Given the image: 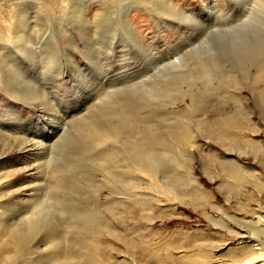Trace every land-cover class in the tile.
Returning a JSON list of instances; mask_svg holds the SVG:
<instances>
[{"label": "rangeland", "instance_id": "obj_1", "mask_svg": "<svg viewBox=\"0 0 264 264\" xmlns=\"http://www.w3.org/2000/svg\"><path fill=\"white\" fill-rule=\"evenodd\" d=\"M10 1L15 15L12 26L21 38L11 37L5 43V54L0 55V175L11 172L19 185L12 191L22 189L5 199L9 213L18 219L23 213L31 216L19 226V231H24L18 242L22 255H40L35 264H49L51 253L61 254L69 246L65 236L76 235L74 227L86 212L97 210L99 218L109 224V229L99 235L107 264H195L203 255L211 264L230 261L245 246L238 242L240 236L215 225L212 219L218 215L209 203L193 206L182 200L185 189L179 164L184 151L182 134L187 128L184 94L189 87L207 88L212 96L206 114L214 122H208L204 131L192 125L203 147L194 161L196 178L228 214L251 217L253 212L247 207L258 211L259 192L264 191V101L250 89L264 65L261 0H172L180 11L173 12L167 6V23L160 21L154 10L138 7L140 0ZM96 1L106 11L98 27L87 21L97 16ZM133 1L138 4L133 6ZM151 1L153 7L161 5L160 0ZM7 2L0 1V25L8 20ZM124 13H128V24ZM38 38L39 49L23 43ZM13 43L18 49H11ZM52 52L54 58L47 64V54ZM222 79L228 85L218 90ZM38 90L41 99L33 106L25 95ZM226 90L238 93L239 106L234 99L217 102L213 93ZM225 115L241 126L251 121L249 127L258 131L255 150L249 147L239 156L237 146L231 150L217 140L214 130ZM128 116L140 121L136 135L146 131L172 138V152L165 154L158 149L153 159L160 170L177 176L176 181H167L174 190L178 188L176 196L164 188L152 189L150 179L140 176L143 180L138 181L141 188L137 193L147 197L139 205L129 196L126 181L128 145L120 139L100 143L89 140L87 132L93 124H117ZM53 125L58 132L54 135ZM25 142L36 144V148L43 144L47 150L20 154ZM104 151H109L112 159L107 167L96 159ZM224 160H236L251 176L241 191L237 186L229 190L220 164ZM25 161L24 167L29 166L30 172L13 175ZM55 169L56 176L64 181H60L56 196L47 195L45 189L36 191L33 178ZM73 182L79 186L73 188ZM113 209L123 211V216L118 219ZM49 233L58 237L53 247L46 243ZM8 255L0 253V264L14 261L7 259ZM69 263L74 264H58Z\"/></svg>", "mask_w": 264, "mask_h": 264}, {"label": "bare ground", "instance_id": "obj_2", "mask_svg": "<svg viewBox=\"0 0 264 264\" xmlns=\"http://www.w3.org/2000/svg\"><path fill=\"white\" fill-rule=\"evenodd\" d=\"M41 1H43V2L49 1L50 2V0H41ZM160 1H161V5L160 6L158 5L159 6L158 8L151 6V3L153 2L151 0H140V1H138V2H140L139 3L140 6H138V7H141L143 9H145L146 11L154 10L153 14H155L156 17H158L160 19V21L167 23V21L165 20V19H168V13H169L166 10L167 6L173 12H176V11L179 12L180 9H178V6H175L173 4L172 0H160ZM96 2L98 4V1H96ZM133 2H134V3H132L133 6H136L138 4L137 2H136L137 4H135V1H133ZM7 3L9 6L8 20H6L4 23H2L0 25V28H1L0 29V55L5 54L6 49L8 47L7 44H5V43L8 42L11 37L13 38V40L15 38H21L20 35L18 34L19 30L15 29L12 26L13 21L11 19L12 18L14 19V17H15V15L13 14L14 10H13V8H11L13 6L12 5L13 3H11L10 0H8ZM261 3H262V5H264V0H261ZM37 4H39V7L40 6L44 7L41 5V3H36V5ZM100 4H101V2H100ZM262 5L260 4V6H262ZM58 6H60V4L57 6H54V7L58 8ZM39 7H38V9H39ZM80 8H82V7H80ZM129 8H131V5L128 7V9ZM252 10L253 9H251V11ZM255 10L257 11V9H255ZM103 12L104 13L106 12L104 10V7L102 5L97 6V9H96L97 16L93 17V18L88 17L87 18L88 23H92V24H94L95 27H98L99 26L98 22L100 21L102 15L104 14ZM173 12H171V13H173ZM244 13H246V15H248V16H249V14H251L250 11H248V12L245 11ZM127 14H125L123 18H124V22L128 24L127 20H125L127 18L126 17ZM182 14H183V16H185L184 12H182ZM18 16L19 15L17 14V17ZM84 19L86 20L85 17H84ZM102 19H103V17H102ZM254 20H255V18H254ZM15 21H16V19H15ZM17 21H18V19H17ZM95 29H94V31H96ZM20 33H22L21 30H20ZM23 41H24L23 43L26 45L33 44L36 49H39V47L41 45V43H40L41 40H39V38L36 40H32V41H28V39L27 40L25 39ZM18 47H19L18 45H15V43H13V46L11 47V49L12 50L15 48L18 49ZM29 53H31V51H29L27 54H29ZM6 55L8 56V54H6ZM43 55H44V53H43ZM53 58H54L53 52L51 54H47L46 63L47 64L51 63ZM9 60L11 61V59H9ZM4 64H6V62H4ZM225 79H222L221 81H219L220 83H219V86L217 87V89L221 88V87H226L228 85L227 84L228 82ZM229 89H230V87H229ZM250 89L252 91H255L256 96H258L260 99H262L264 101V65L258 69V72L255 76V80L252 84V88H250ZM206 90H207V88L206 89L205 88L204 89L197 88V90H195L194 88L189 87L188 90L184 94V103H185L187 108L184 111L183 116L186 119L187 128L184 131V133L182 134V137L184 140V151L181 155V160H180L181 163L179 164V166L183 168V182H184L183 183L184 184L183 189H185V191L183 193L184 199H182V200H183V202H187L186 204L193 205V206H199L201 203H203V204L209 203L211 210L216 212L218 215L217 219L211 218L213 220V222L215 223V225L221 226L222 228L223 227L226 228L228 233H232V234L237 233V235L240 236V240L238 242L241 244H245V246L242 247V250L238 251L239 253H237V254L234 253L235 254V255L233 254L234 256L232 255V258L230 261L220 262V263L218 261L219 264H264V191L259 192L260 193L258 196V202H259V206H258L259 208L258 209L259 210L258 211H255L252 209L250 210L247 207V211L253 212V215L251 217L237 218L236 216H232V215L228 214L226 207L224 205H221L220 203H218L217 197L213 196L212 193L207 192L204 189V185H202V183L196 178V175L194 172V170H195L194 169V161L196 159V154L201 152L203 150V147L200 145V143L198 141V137L200 136V134H194L192 132L193 131L192 125H195V128L197 129V131H204L205 130L204 128H208V126H207L208 122L209 123L214 122V121H211V119H210L211 116L206 114V111L212 105V96ZM208 90H210V89H208ZM9 91L10 90L7 89V92H9ZM217 91H215L213 93V95L215 94V97L216 96L218 97V98H216L217 102L221 99H228V100L234 99L235 104L238 105L237 100H240V98H241L238 95V93H235L233 90H226L222 93L217 92ZM8 95L11 97V94L8 93ZM25 96H26L25 98L28 99V102H30L33 106H35L37 101L39 99H41V93L39 92V90L37 93L36 92L35 93H28ZM221 101L223 102V100H221ZM58 116H60V115H58ZM62 116L63 115H61L60 116L61 118H59V119L62 120L63 119ZM231 118L232 117L229 115L223 116V118H221L219 120L221 126L215 128L213 135L216 136L217 140L219 142H221V144L223 146H227L231 150L234 149L235 146H237L236 148L238 149L239 156H241L242 154H245L246 149L249 147L251 149L255 150V148L257 146V143H256L257 141L255 139H256V135H257L258 131H256L255 128L251 129L249 127V125L252 124L251 121H249V119H248V121L244 124V126H241V125L235 123L236 120L234 122ZM139 122L140 121L138 119L128 116L122 122L117 123V124L116 123L115 124H113V123L107 124V125H99V124L95 125V124H93L92 126H90V130H89L90 133H89V131L87 133H88V136H90L89 140L92 139L95 142L100 143V142H103V141L108 140V139H113V141H115L114 139H120L121 141L124 142V144L126 143L128 145L129 148H128L127 154H126L128 156L127 157L128 162L126 165V166H128V170H126V171H127V173H129L128 174L129 177L127 178L128 180L126 179V181H127V186L131 189L129 196H131V198H134L136 200V202L139 203V205H143L142 201H144V200L142 198L147 197V196L141 195V194L139 195V193H137V192H139L138 189L141 188V184H139V182H138L139 180H143L141 177H147L150 179L149 183L152 185V187H153L152 189L164 188L168 194H172L173 196H176L175 190L178 188H176L174 190L173 186H171L169 183L167 184L168 180L176 181L177 176H175L171 171H168L165 169L160 170L159 167L154 162L156 159L155 160L153 159V155L155 154L156 150H158V149L160 151L162 150L165 154H167L168 152L169 153L172 152V149H171L172 148L171 147L172 138L152 136L149 132H146V131L138 136V135H136V133H139V132H137L138 127H139ZM85 125H88V124H85ZM56 128L57 127H55L54 125L51 127L53 135L55 133H58ZM232 129H235V131ZM247 134L250 135V137ZM84 136H85V134H84ZM233 136H236L237 138L233 139ZM85 137L87 138V136H85ZM92 140H91V142H92ZM30 142H32V141H29L28 143H30ZM110 142H108V143H110ZM237 142H240V143H237ZM28 143L25 142V145L19 149L18 152L20 154H27V153L31 152L32 149H34L38 154L39 153L41 154V151L47 150V147L43 144H41V145L39 144L40 148L39 147L36 148L35 147L36 144H31L29 146ZM237 144H239L241 146H238ZM123 148H124V146H123ZM231 150L229 151L230 154H232ZM107 152H109V151H107ZM107 152H105V151L101 152L96 157V159L100 163L104 164L106 167L109 166L110 161L112 160L110 158V155ZM118 154H120V153H118ZM162 155H164V154H162ZM116 156H118V155H116ZM27 163L28 162L25 161V162H22V164L20 166H17V170H16V172H14L13 175H16V174L21 173V172H30L29 166L24 167L27 165ZM220 164H221L223 170L226 172L227 177H225V178H227V182L230 185L229 190L231 191V189L234 186H237V188L240 187L239 189L241 191L242 190L241 187L244 184L243 182L249 181L251 176L246 174V172H244L241 164L237 163L236 160L234 162H232L231 160H229V161L224 160ZM175 169L176 168H174V170ZM56 170L57 169L52 170L49 173V175L45 172L38 173L39 175L37 177L33 178V181L37 182V184L35 185V190L37 191L38 189H41V190L45 189L47 195L56 196L55 195L56 190L61 183L60 181L62 180V179L60 180L56 176L57 175L55 172ZM105 171H107V170H105ZM160 172H161V174H160ZM113 175H115V174H113ZM78 182H79V180H78ZM171 183H173V182H171ZM174 183H176V182H174ZM259 183H261V182H259ZM259 183H257V184H259ZM68 184H70V183H68ZM17 186H19L17 184V181L11 178V172H9L7 174L3 173L0 175V253L6 252L7 254H10V256L8 255L9 257H6V258L7 259L12 258V260H14L13 262H11V264H35V260L40 259L41 256L38 255L37 257H33L30 254L28 255V253H26L25 255H22L24 252H22L21 247H19V243H18L20 237L24 234V231H19V226H21L24 222H26L27 221L26 219H28L31 216H28L25 213H23L22 216L20 215V217H21L20 219H18V217L17 218L13 217L14 214L12 215L8 211L9 202H8V200L5 201V199H7L8 197H11L12 194L18 193L22 190V189H19V190H13L12 191V189L17 187ZM72 186H74L73 188H75V186H79V184L73 182ZM176 186H178V185H176ZM78 190L80 191V189H78ZM131 198H129V199H131ZM206 198H208L209 200H207ZM170 201L174 202V200H172V199H170ZM119 202H120V200H119ZM132 202H133V200H132ZM34 204L36 205V203H34ZM248 205H249V203H248ZM109 207H111V206H109ZM114 209L111 211H115ZM117 210H118V208H117ZM115 212L117 214L118 219H120L123 216V211H115ZM146 212H148V211H146ZM22 217L24 218V220ZM19 220L21 222H19ZM103 220H105V219H103ZM103 220H102V218H99V216L97 214V210H95L93 212H86L85 217H83L82 220L78 224H76L74 227V229H75L74 232H76V235L73 233V235L65 236L67 241L70 243L69 246L67 245L66 248L64 249V251L62 250L63 252L61 254L51 253L48 256L47 262L49 264H58V263L63 262V261H69V262H72L74 264H107L105 257H104V256H106V254L104 256L102 255L101 247H103V246H100L101 244H100V240H99L100 233L109 229V224L107 223L108 221L105 222ZM229 226H231V227H229ZM110 231H112V230H110ZM52 233H54V232H52ZM52 233H49L47 235L48 240L46 243H48L50 247H53L52 246L53 243L55 245V241H56L55 239L58 238V237L55 238L54 234H52ZM107 234H109V233H107ZM167 249H169V248H167ZM142 251L147 252V249L143 248ZM169 251H170V249H169ZM156 257H158V255ZM6 258H4V259H6ZM152 258L156 259L154 256ZM17 259H18V262L15 263V261H17ZM157 261H158V259H157ZM108 264H109V262H108ZM195 264H211V260L207 256L203 255V256L198 258V260L196 261Z\"/></svg>", "mask_w": 264, "mask_h": 264}]
</instances>
